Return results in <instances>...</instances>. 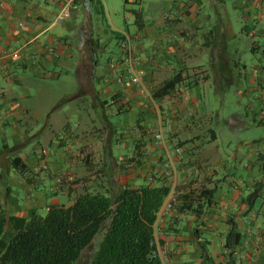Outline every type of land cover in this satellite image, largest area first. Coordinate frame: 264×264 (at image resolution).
Here are the masks:
<instances>
[{
  "label": "crops",
  "instance_id": "crops-1",
  "mask_svg": "<svg viewBox=\"0 0 264 264\" xmlns=\"http://www.w3.org/2000/svg\"><path fill=\"white\" fill-rule=\"evenodd\" d=\"M231 3L224 27L206 26L225 0L170 1L149 24L140 6L134 27L110 29L119 52L107 54V43L95 37L100 16L90 0H76L60 23L66 0H0L5 220L69 206L106 181L118 189L165 179L179 193L155 223L166 264H264V146L249 145L242 169L233 171L227 161L237 158L220 157L210 128L212 93L220 97L223 82L239 80L244 85L236 94H256L253 120L264 125V0ZM124 33L140 60V84H127L125 92L112 78L124 74ZM64 75L76 81L68 98L77 99L74 106L45 97L47 85ZM173 79L174 87L162 90ZM244 123L238 115L228 121L230 129ZM154 129L161 130L163 145L155 144ZM231 232L239 239L227 247Z\"/></svg>",
  "mask_w": 264,
  "mask_h": 264
},
{
  "label": "trees",
  "instance_id": "trees-1",
  "mask_svg": "<svg viewBox=\"0 0 264 264\" xmlns=\"http://www.w3.org/2000/svg\"><path fill=\"white\" fill-rule=\"evenodd\" d=\"M127 2V0H125ZM103 15L100 0H90ZM176 79L162 90L172 89ZM123 186L113 194L107 187L76 196L69 206L52 205L44 216L5 220L0 207V264H77L94 244L88 264H162L155 223L170 190L167 180ZM230 233L227 247L238 242Z\"/></svg>",
  "mask_w": 264,
  "mask_h": 264
},
{
  "label": "rangeland",
  "instance_id": "rangeland-1",
  "mask_svg": "<svg viewBox=\"0 0 264 264\" xmlns=\"http://www.w3.org/2000/svg\"><path fill=\"white\" fill-rule=\"evenodd\" d=\"M170 1L176 0H142L141 3H139L140 0H132L131 2H126L125 0H101L103 15L100 16V27H94L95 37H97L103 45L107 43V54H109L108 50L109 52L112 50L111 53L116 54L119 52V48L116 45L115 36H112L116 34V30L115 33H111L110 29L117 27V31H124L129 27H134L135 13L140 10V6L142 8L143 15L145 16V22L148 24L152 23L156 18H161V15L165 11L166 3L168 4ZM231 1L232 0H225L226 6L222 7L218 5L216 7L215 13L213 11V14H210L211 19L207 23L206 27H224L226 25L225 23H227V19L224 18H227V11H230L231 13L233 5ZM221 20H224L223 23L220 22ZM238 56L245 58V54L243 55L241 52H239ZM105 57H102L101 59L102 67L105 66ZM63 78L64 79L60 80L57 84L55 83L56 85H52V82L47 85V88H45V97L48 96L50 100L54 98V102L62 100L60 103L63 102V107L69 106L71 103L74 106L78 103V101H75L77 99L68 101V98L73 96V94H76V81L72 78V76H69V79H66L64 75ZM234 80L237 81L236 79ZM211 83H213V80ZM223 84L224 90L222 91V96L218 97L215 96L217 93H212L211 98H213L212 108L214 117L210 128L216 136L215 144L217 147V153L220 157L230 158L231 156H235L237 161L234 163L233 161L228 160L227 164L230 163L232 165L233 171L235 169L241 170L242 166L240 162L242 154L248 151L249 145L253 144V146H256L257 148L264 146V125L260 124L258 120H256V122L253 120L256 116L251 109L258 108L256 94L251 96L237 95V87L241 88L244 85V82L240 80L238 84H236V82L233 83V85H227V83L224 82ZM231 115H238L245 123L237 125L234 129H230L228 121ZM111 120L116 121V117H111ZM32 147L33 146H31V148ZM101 186L109 188L112 194L117 190L116 185L111 187L107 181L104 184L101 183ZM97 187L99 188L97 190H100V187ZM21 193L22 192H20V194ZM39 213L42 216L46 214L44 211H39ZM93 248L94 244H91L88 248H86L77 264H88L92 256Z\"/></svg>",
  "mask_w": 264,
  "mask_h": 264
},
{
  "label": "built area",
  "instance_id": "built-area-1",
  "mask_svg": "<svg viewBox=\"0 0 264 264\" xmlns=\"http://www.w3.org/2000/svg\"><path fill=\"white\" fill-rule=\"evenodd\" d=\"M75 1L76 0H66V7L63 9L60 15L57 16L56 18L57 23H60L64 17L68 16L69 11L71 8H73ZM261 9H262V12L264 13V3ZM119 47H120L122 57H123V64L125 65L124 70H123L124 74L114 72L112 74V78L116 84L120 85L123 88V92H125V87L127 84L129 83L136 84V85L140 84V79L137 73L135 72V64H138L140 60L134 49L132 39L129 36V34H126V33L122 34L119 40ZM50 51L53 52L52 48L50 49ZM155 109H156V114H155L156 118L157 120H160L161 113L159 111V106H157V108ZM152 136H153V140L155 144L157 145L164 144L165 140H164L163 134L160 129H154L152 131ZM176 152H179V149H176ZM178 195L179 193L175 191L174 187L170 186L169 193L165 199V202L162 205V209L166 211L171 210L172 205L176 197H178ZM161 261H162V264H166L165 258L161 257Z\"/></svg>",
  "mask_w": 264,
  "mask_h": 264
}]
</instances>
